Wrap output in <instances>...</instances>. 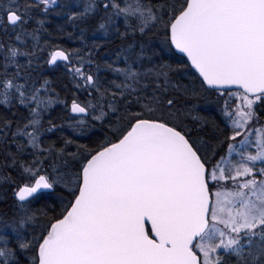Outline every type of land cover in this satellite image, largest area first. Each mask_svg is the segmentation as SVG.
<instances>
[{
  "label": "snow or ice",
  "instance_id": "1",
  "mask_svg": "<svg viewBox=\"0 0 264 264\" xmlns=\"http://www.w3.org/2000/svg\"><path fill=\"white\" fill-rule=\"evenodd\" d=\"M96 6L88 3L82 15ZM102 7L110 19L123 16L126 26L135 21L134 31L141 33L160 20L143 0H103ZM5 14L9 25L23 21L15 0L0 8V22ZM168 23L171 43L187 54L203 82L243 89L234 115L226 113L233 127L228 139L235 141L242 132L243 139L229 143L227 152L209 168L200 149L177 127L131 114L130 130L82 165L71 206L35 241L38 264H264V166L256 167V162L264 164V124L256 128L250 124L258 119L254 104L264 103V0H183L178 8L173 6ZM8 51L11 57L18 55L17 49ZM68 59L65 52L55 51L49 63ZM116 71L130 83L115 87L136 92L141 73L131 65ZM76 72L85 75L81 68ZM15 79H0V103H8L13 91L22 104L35 102L24 128L38 125L39 89L26 95L25 86ZM85 79L94 82L91 75ZM167 83V79L165 86L158 83L157 89L166 92ZM174 103L166 100L168 107ZM164 106L165 100L155 93L143 104L149 113ZM71 110L85 113L87 108L73 101ZM19 131L35 146V132ZM232 153L238 158L230 159ZM25 171L32 173V183L15 193L21 202L39 198L42 190L57 183L39 170ZM30 219L20 217L19 227ZM12 227L0 222V264H19L4 234ZM31 245L23 239L18 243L21 250Z\"/></svg>",
  "mask_w": 264,
  "mask_h": 264
},
{
  "label": "trees",
  "instance_id": "2",
  "mask_svg": "<svg viewBox=\"0 0 264 264\" xmlns=\"http://www.w3.org/2000/svg\"><path fill=\"white\" fill-rule=\"evenodd\" d=\"M182 2L148 0L147 4L160 18L154 27L141 35L131 27L121 30L123 27L119 23V31L102 36L93 32L94 18L82 15L66 0H57L45 10H41V5L34 0H23L24 11L32 15L33 23H40V28L36 30L33 24L25 28L37 37V43L32 50L27 47L24 50L26 60H20V84L25 78L35 88H45L55 103L41 114L40 134L35 147L20 133V155L14 135L19 122L8 112L9 109L0 113V222L16 223L22 216L31 217L19 231L12 232L10 228L4 233L9 238L7 245L14 249L19 264L36 262L33 257H36L39 244L35 241L46 234L50 224L59 219L65 207L70 205L74 198L71 191L74 183L78 182L76 176L83 163L93 153L116 141L130 127V119L134 122L131 114L143 119L164 120L177 127L200 149L199 154L208 163L209 158L214 160L226 146L230 128L215 105L217 95L222 93L205 88L186 60L175 54L169 44L170 14L173 6L178 8ZM54 49L64 51L69 59L67 63H57L48 68L47 54ZM128 49L129 61L124 63L121 59ZM74 57H85V72L92 73L93 84L75 82L70 71ZM90 65H94V70H88ZM128 65L142 74V82L131 94V89L115 87L130 83L123 81L124 75L116 71ZM165 79L168 81L166 92L163 87L157 89L158 83L165 86ZM154 93L165 100V106L149 113L143 104ZM138 97L144 99L137 103ZM167 99H173L174 105L168 107ZM73 101L87 108L86 117L69 114L68 108ZM259 107L264 109V106ZM27 108L20 105V129L24 131ZM102 112L101 119H93ZM36 162L43 169L42 174L50 176L54 173L59 179L49 192H42L39 198L24 202L26 209L19 210L20 203L14 193L20 186L31 182L25 169L33 167ZM50 168L56 169L52 172ZM20 239L31 241L30 248L19 249ZM10 264L14 262L10 261Z\"/></svg>",
  "mask_w": 264,
  "mask_h": 264
},
{
  "label": "rangeland",
  "instance_id": "3",
  "mask_svg": "<svg viewBox=\"0 0 264 264\" xmlns=\"http://www.w3.org/2000/svg\"><path fill=\"white\" fill-rule=\"evenodd\" d=\"M34 1H36L39 5H41V10L42 9L45 10L46 8H49L51 5L54 4V3H51L50 0H49V3H47V4L42 3L41 0H34ZM147 1L148 0H143V3L147 4ZM66 2L69 4V6L76 7L77 9H79L81 14L84 13L85 6L88 3L91 2V3H94L95 5H97L92 12L87 13V14H83V15L84 16L85 15H89V16L94 15V16H96V17H94L95 22H94V25H93L94 26L93 27V32L94 33H98L99 35L105 36L107 34L110 35L111 33H115L117 30L119 31L118 25H120V24L123 27V29H121V30H128L130 27L134 29V27H135V21H131L132 26H126L123 16H119V17L113 16L110 19L109 15L107 13H105V11H104V9L102 7L103 0H66ZM11 3H12V0H0V8H8V7H10ZM15 4H16V7H18L17 0H15ZM147 5H149V4H147ZM24 9L20 8V13L25 14V16L23 18V24L20 26V29L16 28V30H13V31L9 30V34L11 36V40L13 41V43L12 44L8 43L7 47H4L2 49L3 51H6V52L3 53L2 60L6 61L8 59V60L11 61V64L15 60H19V57H20V60H22V59L26 60V57H25L26 55H25L24 50L26 49V47L29 50H32L33 48H35L36 43H37V37L35 35H33L32 33H28L25 30L26 26L31 27L32 26L31 24H33L34 21L33 22L32 21L28 22L27 18H30L32 15L28 14L26 11H24ZM111 11H112L111 9L108 10L109 13H111ZM28 16H30V17H28ZM101 23L104 24V28L100 27ZM35 25L37 26L36 30H38L40 28V23L38 21H36ZM136 31L139 34L141 33L138 29H136ZM145 31L141 35H143L145 33ZM128 33H129V31H128ZM9 49H17L18 50V55H16L15 57H11L10 54H9V51H8ZM129 51H130L129 49L127 51H124L126 54L121 59L124 63H128V61H129V57H130ZM50 53H51V51L48 52L47 59H48V56L50 55ZM6 57H7V59H6ZM137 62L139 63V61H137ZM85 63H86L85 57H74V64H73V66H71L70 71L72 73V76H73L75 82H77V83L86 82L85 77L87 75H91L92 76V73L85 72V67H84ZM0 66H1V64H0ZM6 67H9V64L7 66H1L0 70L2 71V69L6 68ZM76 68H81L85 75L81 76L79 73H77L76 72ZM93 68H94V65L93 66L90 65L88 67V70L89 69L90 70H94ZM141 76H142V74H141ZM124 80H125V77L123 76V81ZM24 81H25V84H23ZM22 84L24 86L26 85L25 89H24L25 92H26V95H31L36 89H39V92L37 93V95L39 96L40 100L42 101V104H41L40 107L37 108V112L39 113V117L38 118L40 119L42 112H45L49 107H51L55 103V101L49 97V94H48V92H47V90L45 88H42L40 86L35 88L33 86V84H31L30 80L27 81L25 78H23ZM12 94L14 95V97L16 99L17 98V93H15L13 91ZM238 94L239 93L234 92V91L227 92L225 94H223V93L222 94H218L217 97H216V101H215L216 102L215 105L218 107V109L220 110L221 115L225 118V120L228 123V127L230 128V132H231L230 136L233 135L232 121H231L230 117L228 115H226V113H232L234 115L235 110H236V106L241 103V101L237 98ZM2 97L3 96H0V100H1ZM20 104H22V103L20 102ZM26 106L28 107L27 108L28 109V113H27L28 118H27V121H26L25 125L28 124V121L32 118V114L30 112L31 108L37 107V105H36L35 102H32V103H29L27 105L24 104V107H26ZM259 106H264V103H261L260 101H258V103L255 106V108H256L255 110L257 111V115L256 116H257L258 119H257V121L255 123L250 122V124H252V126L254 128L259 127L260 125L264 124V109H262ZM95 109L98 112L100 111L99 107H95ZM96 114H98V113L96 112ZM97 116H99V115H97ZM95 120H97V119H95ZM24 132L25 133L35 132V134L37 136V139L35 141V145H37L39 134H40L39 124L35 125V126L29 125L25 129ZM244 134L245 133L242 132V135L236 137L235 141H231V140L228 139L226 146L223 147V149L214 158V160L212 159L213 157L209 158V163H208L209 164V168L213 164H215L217 160H219L220 156L224 155L227 152V146H228L229 143L238 144L239 141L241 139H243V135ZM247 134L249 136H251L252 139L254 140V136L251 133H247ZM22 135L25 137L26 141L29 143L30 137L28 135H26V134H22ZM29 144L32 147L34 146L31 143H29ZM248 151L250 153L254 154L255 153V148H249ZM229 158L230 159H234V158H238V157H236L235 153H232V154H230ZM262 166H264V164H262L261 162H256L257 169L259 167H262ZM30 168L33 169V170H39L40 174L44 175V174L41 173L43 171V169H41L39 167L38 162L34 163L33 167H30ZM55 169L56 168H50V170L52 172ZM26 173H27V176L29 178H31L32 173L31 172H26ZM50 176L51 177L53 176L52 178L54 180H57V178L59 179V176H57L56 174L54 176V173H51ZM30 183H32V180H31ZM24 204L25 203H20V206H18V209L19 210L26 209ZM9 224H12L13 226H15V227H12V228H15V231L11 228L12 232H16V231H19L21 229V227H19V223L18 222H16V223L10 222ZM7 230L10 231V228H8ZM0 243H2V242H0Z\"/></svg>",
  "mask_w": 264,
  "mask_h": 264
},
{
  "label": "flooded vegetation",
  "instance_id": "4",
  "mask_svg": "<svg viewBox=\"0 0 264 264\" xmlns=\"http://www.w3.org/2000/svg\"><path fill=\"white\" fill-rule=\"evenodd\" d=\"M17 5H18V9L20 11V8L24 9V5H23V0H17ZM23 18L25 16V14L21 13ZM30 14V13H28ZM31 15V14H30ZM93 18L96 17L94 15H91ZM30 17V16H28ZM28 22L31 21V17L30 18H27ZM23 24V21L18 23L17 25L15 26H12V25H9L7 23V16L6 14L3 15V20L2 22H0V64L1 66H7L9 64V67H6L4 69H2V71L0 70V79H11L13 77H15V82L17 84H20V57H19V60H15L14 62H12L11 64V61L10 60H2V56H3V53L6 52V51H3L2 49L4 47H7L8 43L9 44H12L13 41L11 40V36L9 34V30L13 31V30H16V28L20 29V26ZM33 25L35 26V29L37 28V26L35 25V23H33ZM11 64V65H10ZM1 66H0V69H1ZM219 93H223L225 91H218ZM239 94H242L241 92L239 91H235ZM250 98H254V97H250ZM3 99V97L1 98V100ZM14 102V106L12 105V103ZM258 103V101L256 102V104ZM256 104H254V110L256 109L255 106ZM20 100L18 98V94H17V98L15 99L14 95H10L9 96V101L8 103H0V113H2L4 110H8V112H10L14 117L16 116L18 122H19V127H18V130H17V134H16V147L19 149L18 150V153L20 155ZM256 112V115H257V111L255 110ZM15 113V114H14Z\"/></svg>",
  "mask_w": 264,
  "mask_h": 264
},
{
  "label": "water",
  "instance_id": "5",
  "mask_svg": "<svg viewBox=\"0 0 264 264\" xmlns=\"http://www.w3.org/2000/svg\"><path fill=\"white\" fill-rule=\"evenodd\" d=\"M170 36H171V33H170V24L168 25V40H169V44H170V47L172 48V50L174 51V53L175 54H177V55H179V56H182L185 60H186V62H187V64L189 65V67L191 68V70L197 75V77L199 78V80L201 81V83L203 84V86L205 87V88H207V89H210V90H215V91H233V90H236V91H240L241 93H243V89H240L237 85H217V86H208L205 82H203V77H201L200 76V74H199V72H198V70L192 65V63H191V61L189 60V58H188V56H187V54L186 53H182V52H180L176 47H175V45H173L172 43H171V39H170ZM55 51H62V50H60V49H54V50H52L51 51V53H50V55L48 56V59H47V67L48 68H51V67H53L55 64H57V63H67L68 62V60H57L55 63H49V61H50V59H51V55H52V53H54ZM64 52V51H63ZM66 54V53H65ZM67 55V54H66ZM251 97V96H250ZM82 106V105H81ZM72 103L69 105V108H68V111H69V114L71 115V116H75V117H86L87 115H88V110L85 112V113H73L72 112ZM127 130H130V127L127 129ZM126 130V131H127ZM126 131L124 132V133H126ZM123 133V134H124ZM183 134V133H182ZM119 138H122V135L119 137ZM118 138V139H119ZM118 139L116 140V141H114V142H112V143H115V142H118ZM110 144H108L107 146H109ZM100 150H102V149H100ZM99 151V150H98ZM96 153V152H95ZM95 153H93L92 155H94ZM91 156H89L88 158H90ZM84 163H86V161L84 162ZM83 163V164H84ZM22 186H24V185H22ZM21 187V186H20ZM19 189V188H18ZM18 189L16 190V192L18 191ZM51 189H46V190H42L41 191V193L42 192H49ZM15 192V193H16ZM15 193H14V197H15V199H16V201L17 202H19V203H24V202H27L28 200H30V199H32L31 197L30 198H28L26 201H24V202H21V201H19L18 200V198H17V196L15 195ZM74 200V198L72 199V201ZM71 205H69L68 207H70ZM60 218H62V216L60 217ZM56 221V220H55ZM55 221H53L52 223H54ZM50 226H51V224H50ZM50 226L48 227V229H50ZM150 227H151V225L150 224H148L147 225V228H146V230H148V229H150ZM46 234H47V232H46ZM45 234V235H46ZM42 242V241H41ZM39 247V246H38ZM36 262L34 263V264H38V248H37V251H36Z\"/></svg>",
  "mask_w": 264,
  "mask_h": 264
}]
</instances>
